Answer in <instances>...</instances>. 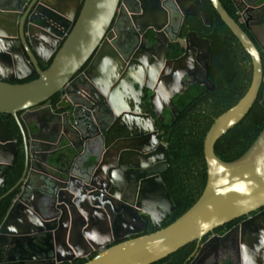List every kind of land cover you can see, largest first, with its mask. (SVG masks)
I'll list each match as a JSON object with an SVG mask.
<instances>
[{"label": "water", "instance_id": "water-1", "mask_svg": "<svg viewBox=\"0 0 264 264\" xmlns=\"http://www.w3.org/2000/svg\"><path fill=\"white\" fill-rule=\"evenodd\" d=\"M209 1L249 56L251 80L244 95L213 120L204 136L206 181L200 196L182 215L160 228L174 206L160 174L152 171L154 162H165L164 147L160 146L159 157L149 161L158 142L155 133L148 128L136 133L137 146L147 144L149 135L155 146L119 148L113 166H105L95 154L80 162L77 158L88 145L99 147L107 139L114 116L146 117L152 124L140 99L143 88L151 92L148 104L155 117L165 104L171 106L189 69L183 66L190 57L187 43L203 42L208 63L207 39L194 31L184 40L178 37L187 15L199 16L209 27L201 1L0 0V72H6L0 75V187L18 150L17 139L1 115H10L16 122L24 153L22 176L7 194L17 187L19 192L0 224V264H60L93 252L96 255L85 264H153L191 242L199 247L216 228L254 212L224 235L211 236L200 249L238 229L241 240L253 229L264 241V127L237 159L226 162L214 153L215 142L244 118L261 87L264 106V63L254 42L220 1ZM260 1L232 0L238 12L254 8ZM170 29H175L172 35ZM148 30L155 42L161 37L165 43L158 65L152 69L136 57L137 48H143L140 38ZM171 41L186 43L184 53L166 60ZM49 59L47 68L41 69L40 63ZM133 63L146 74L137 80L140 106L113 110L112 99L119 101L126 95L122 90L134 86L126 83L136 78ZM33 73L37 77L31 81L11 82ZM122 79L126 81L121 83ZM59 92L63 96L56 109L51 104L40 106ZM58 109L64 110L58 113ZM21 113L31 114L33 119L24 121ZM50 126L56 133L43 136L44 127ZM126 127L122 125L119 131L124 139L128 138ZM124 161L126 165L116 168ZM103 182L107 188L97 186ZM130 182L137 185L129 200L125 194ZM143 215L156 230L139 235L146 227ZM259 263L264 264V252Z\"/></svg>", "mask_w": 264, "mask_h": 264}, {"label": "trees", "instance_id": "trees-1", "mask_svg": "<svg viewBox=\"0 0 264 264\" xmlns=\"http://www.w3.org/2000/svg\"><path fill=\"white\" fill-rule=\"evenodd\" d=\"M200 1L207 16L209 27L204 26L199 16L187 15L183 18L179 37L183 38L187 32L194 31L199 37L208 40L210 62L207 79L215 88L210 92L198 83L188 85L173 99V104L180 113L177 120L172 122L168 119L166 121L167 126H158L159 138L166 145L167 169L161 174V179L174 206L171 214L161 222L160 228L172 223L190 208L200 196L206 181L202 147L204 136L213 120L231 108L244 95L251 80L249 56L220 20L210 1ZM219 1L228 15L240 25L254 42L253 37L244 27L242 18L232 0ZM147 38L152 39L151 32L148 33ZM170 49L169 57H176L183 52V47L179 43L172 44ZM260 56L262 63H264V53H260ZM51 59L47 63H40L41 69L47 68ZM241 62H244V65H241ZM36 77V73H33L22 81L13 80L11 82L23 83ZM61 94L59 92L50 98L53 109L58 107ZM261 101L262 90L259 89L254 103L244 118L215 142L214 153L218 158L226 162L232 161L240 157L249 148L264 127V106ZM63 110L58 109L57 111ZM1 118L17 139L18 150L14 163L5 175L4 184L0 187V224L13 199L18 194L19 188H15L8 194L7 192L19 181L24 168V153L21 148L18 126L10 115L3 114ZM144 220L146 221V228L139 235L150 234L156 230L147 216ZM239 220L236 219L224 224L213 232H225ZM196 245V242H191L168 255L165 259L153 264H162L167 261L172 264H189L195 253ZM95 255L96 252H93L86 258H76L72 262L60 264H85Z\"/></svg>", "mask_w": 264, "mask_h": 264}, {"label": "flooded vegetation", "instance_id": "flooded-vegetation-1", "mask_svg": "<svg viewBox=\"0 0 264 264\" xmlns=\"http://www.w3.org/2000/svg\"><path fill=\"white\" fill-rule=\"evenodd\" d=\"M254 8L247 7L246 9H243L242 12H238V14L241 16L242 18V23L244 25V27L248 30V32L251 34V36L254 39V44L257 47V49L259 50L260 53H264V44L258 40V38L256 37L257 35L254 34V32L252 31L253 29L256 30V32L260 33V34H264V0L260 1L257 5L253 6ZM247 10V11H246ZM246 11V12H245ZM174 13V11H171ZM251 13H255V15L251 16ZM172 16L174 17V14H172ZM262 18V21H259L258 19ZM255 26L253 27V23H255ZM175 24V23H174ZM256 27V28H255ZM175 29H170V35L173 34ZM181 30V28H180ZM180 30L178 32V37H179V33ZM151 31H147L143 37L140 38V42L139 44L143 45V48L138 47L136 50V57L140 58L142 61L146 62V68L147 69H152L154 68V66L158 65V60L161 58L162 52L164 50V41L161 37L158 38L157 42H155L153 40L154 36L152 35V39H148V33ZM191 32V31H189ZM187 32V33H189ZM186 33V34H187ZM186 37V35L183 38H180L182 40H184V38ZM202 38V37H201ZM205 39V38H204ZM192 44L189 42L187 43V45H189L191 47L190 49V57L189 60L185 61L183 66H189V69L187 71V73L185 74V76L182 79V83H183V89L181 90V92L190 84L193 83H198L199 85H202L204 87V89L206 91H213L215 86L213 84H211L208 79H207V72L209 69V62H210V46H209V61L207 63L206 59H207V53H206V46L205 44L202 42H195V41H191ZM174 43H179L182 47H183V52L176 56V57H169V54L171 53V46ZM185 45L186 43L181 44L180 41H171L169 43V48L167 50V55H166V60H175L177 58H179L180 56L183 55L184 53V49H185ZM131 64V62L127 63V67H129ZM241 65H244V62L240 63ZM118 64H115V67L117 68ZM119 66V65H118ZM132 68L134 70H136V78L134 81H132V79L130 80H125L122 79L121 83L125 82L130 86L131 84H134L133 87H128L126 90H122L123 94H126L125 96H122L119 101L118 100H114L112 99V108L113 110L117 109H124V108H131L133 106V104L135 106H140V104H137V99L139 97V91L136 89L137 86V80L139 78V75L143 76L145 72H144V68L141 66H137L136 63H133ZM85 68V67H84ZM83 68V69H84ZM160 78V77H159ZM158 80V79H157ZM156 80V82H157ZM13 81V80H12ZM155 82V84H156ZM118 85V88H120L121 90V85ZM164 87V86H163ZM134 88V89H133ZM262 90V87L260 88ZM162 90H164V88H162ZM166 90H171L170 87H168ZM180 92V93H181ZM61 96L60 98L63 96V92H61ZM162 93H164V91H162ZM151 95V92H149V90L143 88L142 91V96H141V100H143V102L145 103V105L148 108V111L150 113V115L152 116V124L153 127H151V123L150 121H148L146 119V117H138L136 119H134L133 117L129 116H125V117H115L112 121V126L108 127V134H107V139L103 142L102 144L99 145V147H94L92 144L88 145L84 152H81V157L77 158V160L80 162L82 159L86 158V156H88L89 154H95L98 158L102 159V162L105 166H113V159L115 157V152L117 149H121V148H136L138 147V149L145 147L146 145L148 147L154 145L152 142L154 140V137L149 135V141L147 144L144 145H138L136 144V141L133 140V137L135 136L136 133L140 132V130H147V128L150 130V133H155V136L158 138V142L154 148V150H152L151 154L152 156L149 158L153 159L156 158V156H160L161 155V151H160V146L164 147L165 150V154H166V145L163 144V142L160 140L159 138V128L158 126H167V120L169 119L170 121L174 122V120H177V118L179 117L180 113L178 111V109L174 106L173 104V99L172 98V102H171V106L168 107L167 104H165L162 108L161 113L155 117L154 113L151 112L150 108H149V104H148V97ZM159 100L160 102L162 101V97L161 94H159ZM177 95V94H176ZM51 99H49L48 101L44 102L43 104H41L40 106H44L47 104H50ZM60 102V101H59ZM39 106V107H40ZM155 109H158V106H155ZM112 112V111H111ZM21 115L24 116V121L29 122L30 120L33 119V115L31 114H23L21 113ZM113 115V114H112ZM127 126L126 129L124 130L125 135H128V140L124 139V136H120L119 135V131L121 126ZM155 129L152 130V129ZM52 133H56V129L54 127H44L43 129V136L45 137H52ZM21 138V135H20ZM21 148H22V140H21ZM146 160L148 161V158H146ZM123 161V160H122ZM165 162H166V158H165ZM159 160L153 163V168L152 171L153 173H159L160 176L161 174H163L166 169H167V165L166 163ZM127 163V162H126ZM125 161L122 162L120 165L119 163H117L116 168L120 169L121 166L126 165ZM97 168V167H96ZM136 183L130 182L129 184H127V187L130 189L128 190L129 192L127 194H125L127 199H131L133 197L132 195V190H134L136 188ZM103 188H107L108 185L103 182L101 185H97ZM256 212L249 214L248 216H244L240 219L236 224L232 225L230 228H228L225 232L222 233H210L203 241H201L199 247H197L196 245V250L195 253L191 259V262L189 264H260V260L262 258V252L264 249V241L262 242L260 239V235L257 232H254L253 229L248 230L247 233V237L244 238L243 240H241V230L238 229L236 231H232L231 233H229V235L227 237H225L222 240H219L217 242H211L208 245H205L203 248L200 249V247H202L203 243L209 239L211 236L213 235H219L222 236L225 233H227L228 231H230L233 227L239 225L241 222H243L246 218L251 217L253 215H255ZM146 216L143 215V218H145ZM148 218V217H147ZM263 226V224H262ZM146 228V227H145ZM243 245L245 246V248L243 249Z\"/></svg>", "mask_w": 264, "mask_h": 264}, {"label": "crops", "instance_id": "crops-1", "mask_svg": "<svg viewBox=\"0 0 264 264\" xmlns=\"http://www.w3.org/2000/svg\"><path fill=\"white\" fill-rule=\"evenodd\" d=\"M242 1H243V0H237V2H242ZM258 3H259V2L255 3L254 6L257 5ZM246 11H247V10H246ZM246 11H245V12H246ZM252 15H255V13H253V14L251 13V16H252ZM258 20L261 21V22H263V21H262V18H261V19L259 18ZM253 24H254V25H253V27H254L255 24H256V22L253 23ZM255 28H256V27H255ZM252 31L254 32L255 35H257L256 37L258 38V40L261 41V42L264 44V34H260V33L256 32L255 29H253ZM5 73H6V72H4V71L1 70L0 75H1V74H5ZM57 112L60 113L59 111H57Z\"/></svg>", "mask_w": 264, "mask_h": 264}]
</instances>
